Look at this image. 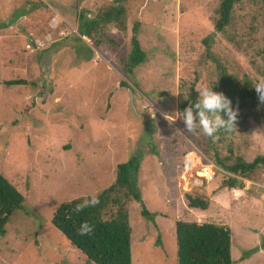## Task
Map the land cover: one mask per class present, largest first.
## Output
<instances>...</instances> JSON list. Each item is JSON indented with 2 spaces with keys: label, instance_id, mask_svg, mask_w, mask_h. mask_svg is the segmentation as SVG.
<instances>
[{
  "label": "rangeland",
  "instance_id": "obj_1",
  "mask_svg": "<svg viewBox=\"0 0 264 264\" xmlns=\"http://www.w3.org/2000/svg\"><path fill=\"white\" fill-rule=\"evenodd\" d=\"M143 1L149 8L141 14L139 1L124 2L119 21L99 20L87 35L81 22L119 5L0 0V175L23 197L0 239V264H89L52 228L51 215L63 202L107 188L114 167L135 153L140 204L154 216L148 221L139 203L125 204L131 264H175L174 221L226 226L232 264H264V168L236 177L242 187L230 192L221 186L229 176L210 164L212 179L198 185L201 152L214 151L202 130L187 132L180 107L190 86L196 97L205 87L220 92L225 75L235 86L238 119L214 150L228 164L264 156V103L253 86L264 79V0L235 4L220 32L219 0ZM137 15L145 61L126 75L120 70ZM15 79L34 85L3 84ZM196 139L201 148L187 149ZM185 155L195 165L178 176ZM194 188L205 195V211L187 208L183 193Z\"/></svg>",
  "mask_w": 264,
  "mask_h": 264
},
{
  "label": "trees",
  "instance_id": "obj_2",
  "mask_svg": "<svg viewBox=\"0 0 264 264\" xmlns=\"http://www.w3.org/2000/svg\"><path fill=\"white\" fill-rule=\"evenodd\" d=\"M106 1L111 6L108 7L101 14L95 15L91 21L87 23L81 22L78 28L87 35H90L92 30H95L96 23L100 21H119L122 15V3L139 1L138 15L147 7L148 4L141 0H98ZM242 0H219L218 8L216 9L217 19L214 22V29L216 32L228 25L230 19V11L232 7ZM132 27V35L130 37V48L125 59L124 66L121 73L129 75L133 69L141 65L145 61V53L140 49L136 39L137 22ZM91 27V28H90ZM2 37H0L1 39ZM98 42L96 41L95 44ZM13 66V65H12ZM2 69L0 68V77ZM264 77V73H263ZM17 78V77H16ZM5 86H33L29 82L21 79L5 80ZM221 86L220 92L224 93L231 101L232 105L238 103L234 96L236 90L235 86L231 88V79L221 74L219 78ZM122 86V83H120ZM218 89V90H219ZM245 92L240 89L236 93L242 94ZM189 102H184L180 105L183 109L185 106L193 105L198 97L193 87H189L188 92ZM17 103L13 104L15 106ZM34 104L31 103L27 108L32 109ZM158 114H155L157 116ZM162 124H166L164 118L159 117ZM6 121V120H5ZM15 123L10 121V124ZM168 127V126H167ZM225 134L224 131L219 133V138ZM0 135L4 133L0 131ZM6 135V134H5ZM202 139L208 144L206 149L213 150L211 157L207 156V150L201 152V166L211 164L216 168V172L223 175L227 174L229 177L222 181V188H227L231 191L239 190L242 187L241 182L236 180V177L243 178L246 174L252 172L257 166L264 168V156H257L251 162H243L240 158H235L230 164L227 163V158L220 157L214 150V143H218L219 139L213 140L203 134ZM200 139V140H202ZM200 149V141L194 140L190 142L187 149ZM230 154V153H228ZM140 155L135 153L130 155L126 161L117 164L114 167V179L111 184L101 190L97 195L99 204L95 207H88L83 212L77 214L73 211L76 204L83 202L82 197H77L67 202L61 203L56 207L51 215L50 225L53 229L63 237L70 248H72L80 257V260L86 261L89 264H131L130 251V227L128 221V212L125 204L129 202H137L140 204L141 199L139 191L136 187V178L140 169ZM175 165V163H174ZM183 161H177V175L183 172ZM215 172V173H216ZM213 176V173H212ZM233 176V177H230ZM212 179V178H211ZM200 180L203 181L202 178ZM210 182V181H209ZM208 182V183H209ZM202 182L203 184H208ZM193 189V188H192ZM187 200L186 205L188 209H196L205 211L208 204L205 201V195L202 191L194 188L193 191L183 193ZM23 197L6 179L0 175V239L5 235V225L10 216L22 208ZM140 214L148 221H152L154 214L145 210L144 206L140 204ZM45 220V219H44ZM90 223L94 231L87 236L78 234L77 229L82 222ZM174 245L176 252L174 256L175 264H232L230 258V230L226 226H218L211 223L197 224L195 222L174 221ZM156 245L161 246L159 237L156 239ZM261 248H264V236L261 242Z\"/></svg>",
  "mask_w": 264,
  "mask_h": 264
},
{
  "label": "clouds",
  "instance_id": "obj_3",
  "mask_svg": "<svg viewBox=\"0 0 264 264\" xmlns=\"http://www.w3.org/2000/svg\"><path fill=\"white\" fill-rule=\"evenodd\" d=\"M258 94L259 101L264 103V79L253 85ZM183 123L189 133L195 134L197 129L215 142L219 139L221 131L231 132L236 129L238 119V108L233 109L232 101L222 92H215L212 88L205 87L198 93V99L193 105H189L183 111ZM170 122L174 119L166 115ZM184 158V157H183ZM183 161V160H182ZM99 204L98 195H91L73 208L77 214L88 207ZM94 231L93 226L87 221L82 222L77 232L81 236H87Z\"/></svg>",
  "mask_w": 264,
  "mask_h": 264
},
{
  "label": "built area",
  "instance_id": "obj_4",
  "mask_svg": "<svg viewBox=\"0 0 264 264\" xmlns=\"http://www.w3.org/2000/svg\"><path fill=\"white\" fill-rule=\"evenodd\" d=\"M194 161L192 158H189V155H185L184 158H183V173L187 172L188 170H190L191 168L194 167ZM204 166H202V169H203ZM212 178V172H211V165L208 164L205 166V168L203 169V174H202V180H198L200 182V184L198 185H201L202 182H205V183H208Z\"/></svg>",
  "mask_w": 264,
  "mask_h": 264
},
{
  "label": "crops",
  "instance_id": "obj_5",
  "mask_svg": "<svg viewBox=\"0 0 264 264\" xmlns=\"http://www.w3.org/2000/svg\"><path fill=\"white\" fill-rule=\"evenodd\" d=\"M230 192H231V190H230ZM194 210H196V209H194ZM200 211V210H199Z\"/></svg>",
  "mask_w": 264,
  "mask_h": 264
},
{
  "label": "bare ground",
  "instance_id": "obj_6",
  "mask_svg": "<svg viewBox=\"0 0 264 264\" xmlns=\"http://www.w3.org/2000/svg\"><path fill=\"white\" fill-rule=\"evenodd\" d=\"M236 191H238V190H236Z\"/></svg>",
  "mask_w": 264,
  "mask_h": 264
}]
</instances>
